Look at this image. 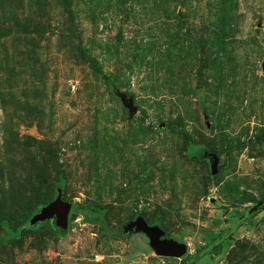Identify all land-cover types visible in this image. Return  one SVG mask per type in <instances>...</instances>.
Returning <instances> with one entry per match:
<instances>
[{
    "label": "rangeland",
    "instance_id": "374dc122",
    "mask_svg": "<svg viewBox=\"0 0 264 264\" xmlns=\"http://www.w3.org/2000/svg\"><path fill=\"white\" fill-rule=\"evenodd\" d=\"M194 260L264 264V0H0V264Z\"/></svg>",
    "mask_w": 264,
    "mask_h": 264
},
{
    "label": "water",
    "instance_id": "95a60500",
    "mask_svg": "<svg viewBox=\"0 0 264 264\" xmlns=\"http://www.w3.org/2000/svg\"><path fill=\"white\" fill-rule=\"evenodd\" d=\"M212 159V172L217 174L219 169V159L214 154H209ZM72 203L66 201L63 197V188L58 187L57 197L54 201L44 206L38 213L30 219V225L35 226L52 219H55V226L66 231L69 228V216L72 210ZM127 232L139 231L146 235L155 251L167 258H181L188 249L185 245L173 239L166 238V233L158 225H150L148 221L139 216L124 227Z\"/></svg>",
    "mask_w": 264,
    "mask_h": 264
},
{
    "label": "trees",
    "instance_id": "16d2710c",
    "mask_svg": "<svg viewBox=\"0 0 264 264\" xmlns=\"http://www.w3.org/2000/svg\"><path fill=\"white\" fill-rule=\"evenodd\" d=\"M44 206H42V207H40L41 209L43 208ZM248 220H250L249 218H246V216H241L236 222H235V224H234V226H233V228L231 229V231L229 232V234L228 235H226L224 238H231L232 236H233V234L239 229V228H241L242 226H245L246 225V222H248ZM14 234V233H13ZM219 242V243H218ZM222 243H223V241H219V240H217V242L214 244V245H212L211 247H209V248H206V249H201L200 251H199V254L196 256V257H198L199 255H208V256H210V257H215L216 256V254H218L219 253V250H221L222 249ZM214 250L216 251V252H214ZM195 261L196 260H194V261H192V263L191 264H195Z\"/></svg>",
    "mask_w": 264,
    "mask_h": 264
}]
</instances>
